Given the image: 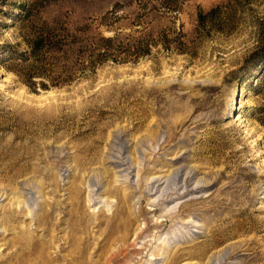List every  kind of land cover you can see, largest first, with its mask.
<instances>
[{"label": "rangeland", "instance_id": "obj_1", "mask_svg": "<svg viewBox=\"0 0 264 264\" xmlns=\"http://www.w3.org/2000/svg\"><path fill=\"white\" fill-rule=\"evenodd\" d=\"M162 2L0 0V264H264V0Z\"/></svg>", "mask_w": 264, "mask_h": 264}, {"label": "trees", "instance_id": "obj_2", "mask_svg": "<svg viewBox=\"0 0 264 264\" xmlns=\"http://www.w3.org/2000/svg\"><path fill=\"white\" fill-rule=\"evenodd\" d=\"M132 3L134 2H141L142 0H130ZM162 7L164 13H170L178 15L182 11V5L180 4V0H164L162 2ZM218 10V9H217ZM213 10L208 14H201L199 16V23L200 26L204 27V20H206L208 17H211L214 12ZM51 35L47 37L41 36L38 37L37 40L34 42V46L31 47V54L36 59V61L39 64L43 63V59L50 53V54H68L70 52L71 48L64 49L65 46L63 45L64 41L60 38L59 35H56L55 31L50 32ZM175 34V33H174ZM174 42H178L179 44L182 43V39L184 38L183 33L175 34ZM160 40V41H159ZM158 39H153V35L151 34V37L148 41H140L137 45H131L128 48H120L116 45V39L115 38H107V37H100L99 38V44L97 47L94 48L90 55V59L92 60L89 64H96L99 62H102L105 60V58H108L110 53L116 52L119 48L121 49L122 54H132L135 57V60L140 59L141 57H144L146 55H149L151 53V50L153 47L162 46L165 50H170V47L167 45L170 41L168 36H159ZM33 69V68H32ZM36 69L34 68L32 70V73L29 78L32 76H38V77H45V73H35ZM38 71V69H37Z\"/></svg>", "mask_w": 264, "mask_h": 264}, {"label": "bare ground", "instance_id": "obj_3", "mask_svg": "<svg viewBox=\"0 0 264 264\" xmlns=\"http://www.w3.org/2000/svg\"><path fill=\"white\" fill-rule=\"evenodd\" d=\"M181 170H178L177 172L175 171V173H174V180H173V185L174 184H180V183H182V184H184V187L185 186H187L188 185V183L190 182V181H192L193 180V178H194V176L195 175H193L192 176V173L190 172V173H185L184 174V177H187V179L185 180V179H183V174H181V172H180ZM192 176V177H191ZM168 182V181H167ZM169 184V183H168ZM125 204H127V201L126 202H124ZM121 209H122V211H125V208L122 206L121 207ZM128 215V213H126V216ZM131 225H132V220H130V219H127V220H125V222L120 226V230L123 232V240H124V243H126V238L129 236V235H131ZM136 238H138L140 235H138V233H136ZM175 237H173L172 236V238L171 239H174ZM122 240V239H121ZM175 262V261H174ZM173 263V262H172Z\"/></svg>", "mask_w": 264, "mask_h": 264}]
</instances>
